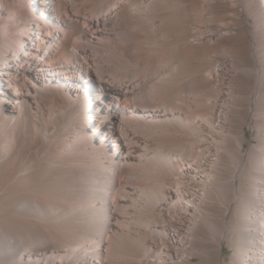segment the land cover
<instances>
[{
    "label": "bare ground",
    "instance_id": "bare-ground-1",
    "mask_svg": "<svg viewBox=\"0 0 264 264\" xmlns=\"http://www.w3.org/2000/svg\"><path fill=\"white\" fill-rule=\"evenodd\" d=\"M261 3L0 0V264H264Z\"/></svg>",
    "mask_w": 264,
    "mask_h": 264
},
{
    "label": "rangeland",
    "instance_id": "rangeland-1",
    "mask_svg": "<svg viewBox=\"0 0 264 264\" xmlns=\"http://www.w3.org/2000/svg\"><path fill=\"white\" fill-rule=\"evenodd\" d=\"M262 3H261V5H263L264 4V0H260ZM32 5V4H31ZM243 16V18H245V16L244 15H242ZM44 32V31H43ZM34 38V40H36V37H33ZM31 74H33V78H34V80H32V82H36L37 81V83H39V81H41V78H42V76L40 75V77H39V75H35L34 73H33V71H32V73ZM42 82V81H41ZM95 91H97L98 92V87H96L95 86ZM245 130H246V134H247V138H246V140H245V146H246V150L248 149V147L252 144V140H253V138L255 137V134H254V132H253V129L252 128H250V126H245ZM99 143L100 144H102V142H100L99 141ZM102 147L104 146L103 144L101 145ZM230 216L228 215V218H229ZM222 248H223V250H222V254H220V256H219V258H216V257H214L213 256V262L215 263V264H229V262H230V257H231V249H230V245H229V243H227V242H223L222 243V246H221ZM195 261H198V259H195Z\"/></svg>",
    "mask_w": 264,
    "mask_h": 264
}]
</instances>
